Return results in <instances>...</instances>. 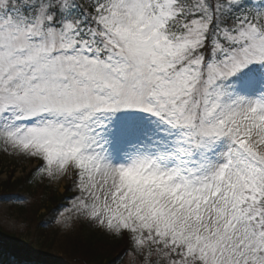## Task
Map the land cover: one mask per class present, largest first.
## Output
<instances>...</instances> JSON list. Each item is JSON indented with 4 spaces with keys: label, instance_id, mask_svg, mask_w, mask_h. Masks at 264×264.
<instances>
[{
    "label": "snow or ice",
    "instance_id": "6c2138e0",
    "mask_svg": "<svg viewBox=\"0 0 264 264\" xmlns=\"http://www.w3.org/2000/svg\"><path fill=\"white\" fill-rule=\"evenodd\" d=\"M0 153L106 264H264V0H0Z\"/></svg>",
    "mask_w": 264,
    "mask_h": 264
},
{
    "label": "trees",
    "instance_id": "16d2710c",
    "mask_svg": "<svg viewBox=\"0 0 264 264\" xmlns=\"http://www.w3.org/2000/svg\"><path fill=\"white\" fill-rule=\"evenodd\" d=\"M27 177L19 178L14 182L6 181L4 187L9 191H12L17 188V185H20V188H17L19 191L23 193H27V197L31 198L33 202H36V207H31V204H27L24 207L25 212V222L27 226H29V222H27V218L30 213H34V210L40 208L41 206L46 205V211L39 215H34V236L24 242L25 248H21L15 244L12 246L5 245L4 251L9 250L12 254L16 256H21V254L25 253L30 256L37 257V259L41 258L43 260H48L53 258V256L58 255V251H51L50 240L52 237L54 238L58 233L53 220L55 218L57 207L65 202V197L71 195L68 191V186L65 188L62 194H56L53 187H32L31 183H28ZM22 210V208H21ZM23 211V210H22ZM31 235V234H30ZM58 245L63 246L61 252H64L69 259V264H91L92 261H96L97 264H106L107 261L110 260L112 255L121 247V244L110 241L108 239H104L99 236H95V234L87 235L82 230V226H78L76 232L70 238H64L62 235ZM19 241V240H15ZM5 254V253H3ZM2 254V255H3ZM1 255V253H0ZM29 259V256L26 257ZM58 264H66L60 262Z\"/></svg>",
    "mask_w": 264,
    "mask_h": 264
},
{
    "label": "rangeland",
    "instance_id": "374dc122",
    "mask_svg": "<svg viewBox=\"0 0 264 264\" xmlns=\"http://www.w3.org/2000/svg\"><path fill=\"white\" fill-rule=\"evenodd\" d=\"M30 168H31L30 162L8 157L4 155L3 153H0V180L1 181L4 179L6 180L7 179L6 177H8L10 173H13L12 175L13 178H18L20 176H23L27 172H30ZM66 184H67L66 181H61L59 184L54 185L53 187L55 189L56 194H60L63 191L62 188L66 186ZM14 195H18V194H12V196H6L5 194H0V221H2L0 222V229H2L3 231L15 233L16 238H18L19 240H29L31 238L30 233L34 232L35 218L33 214L35 213L38 215V213L44 212V210L42 209L40 210V212L37 213L35 209L34 213L29 214L27 218V222H29V226H27V223L25 222V227L23 228L13 227L11 223L8 222L9 218L23 224L22 214L21 212L20 213L18 212L19 210L18 201H20L23 197L24 198L27 197V194H23L19 198H17L15 201H13ZM29 201H30L29 204H31V207L35 208L37 206L36 202L32 203L31 199ZM83 230L85 231V233H88V234L96 233L97 235H101L95 232L94 230L90 229L86 225H84ZM57 231L59 232L58 228H57ZM60 239H61V236H59L57 233L56 236L54 238L52 237V239L49 241L51 244V251L59 252L57 256H53L52 260L54 263L63 262V263L69 264L71 263L69 262V259H67V257H64V255L66 254L64 252H61L63 249V246L58 245ZM17 244L20 245L19 243ZM20 246L23 249L25 248V246L22 244Z\"/></svg>",
    "mask_w": 264,
    "mask_h": 264
}]
</instances>
